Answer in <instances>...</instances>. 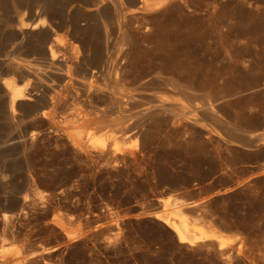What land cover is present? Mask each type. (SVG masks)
<instances>
[{"label":"rangeland","instance_id":"obj_1","mask_svg":"<svg viewBox=\"0 0 264 264\" xmlns=\"http://www.w3.org/2000/svg\"><path fill=\"white\" fill-rule=\"evenodd\" d=\"M143 21L157 28L147 31L132 62L130 80L144 97L136 111L152 108L157 96L177 110L197 104V125L165 123L147 148L128 143L132 153L79 154L58 124L75 109L90 119L116 115L80 91L56 87L68 107L57 110L53 123L21 114L15 129L0 131L2 140L34 134L27 157L33 187L25 186L19 150L0 159V166H17L0 175V250L36 253L25 264H264V0H175L136 18L132 30ZM110 32L115 66L122 33ZM169 78L189 85L191 95L167 85ZM92 83L103 84L97 75ZM209 98L235 132L207 115ZM11 196L18 202L27 196L19 215L13 209L19 204L3 203ZM167 198L183 202L191 222L221 231L228 252L216 241L179 242L156 217ZM14 213L6 224L4 214ZM70 233L77 237L68 240Z\"/></svg>","mask_w":264,"mask_h":264},{"label":"bare ground","instance_id":"obj_2","mask_svg":"<svg viewBox=\"0 0 264 264\" xmlns=\"http://www.w3.org/2000/svg\"><path fill=\"white\" fill-rule=\"evenodd\" d=\"M173 1L127 0V6L124 0H0V131L15 129L16 119L21 114L34 121L53 123L57 110L68 107L56 88L61 86L72 95L74 90L82 92L95 104L105 105L107 113L116 115L113 120L107 117L90 119L86 110L75 109L58 124L79 154L118 156L132 153L131 148H126L128 143L147 148L154 132L165 123L196 126L193 117L199 110L197 104L189 112L183 108L177 110L157 96L152 108L136 111L144 97L135 94L142 87L134 86L136 84L130 80L135 75L132 62L148 40L147 31L157 28L143 21L132 30V23ZM111 27L122 33L120 60L115 66L110 64ZM99 66L102 68L97 71ZM96 75L103 82L101 86L92 85ZM16 79L23 84L17 85ZM166 84L184 95H191L189 85H182L175 78H169ZM204 106L207 115L219 126L231 133L238 129L214 111L210 98ZM169 111L172 113L170 119L165 117ZM133 115L136 122L128 118ZM1 137L0 159L19 150L26 159L25 186L33 187L27 157L34 146V134L7 140ZM16 167V163L0 166V175L15 172ZM26 202L27 196L19 202L13 196L3 199L4 205L19 204L13 207L17 215L24 210ZM160 203L163 213L156 217L176 233L179 242L197 246L216 241L224 253L228 252V242L222 232L212 225L191 222L182 208L183 202L167 198ZM14 216L16 213L4 214L5 223ZM76 237L75 233L67 235L68 240ZM35 256L36 253L27 254L16 247H2L0 264H16L17 258V264H25Z\"/></svg>","mask_w":264,"mask_h":264},{"label":"water","instance_id":"obj_3","mask_svg":"<svg viewBox=\"0 0 264 264\" xmlns=\"http://www.w3.org/2000/svg\"><path fill=\"white\" fill-rule=\"evenodd\" d=\"M157 205H159L160 207H162V205H160V204H157Z\"/></svg>","mask_w":264,"mask_h":264}]
</instances>
